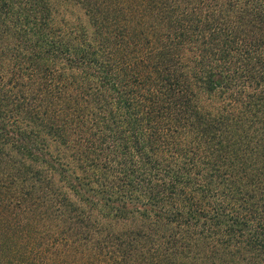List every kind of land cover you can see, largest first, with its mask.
<instances>
[{
  "label": "trees",
  "instance_id": "trees-1",
  "mask_svg": "<svg viewBox=\"0 0 264 264\" xmlns=\"http://www.w3.org/2000/svg\"><path fill=\"white\" fill-rule=\"evenodd\" d=\"M0 264H264V0H0Z\"/></svg>",
  "mask_w": 264,
  "mask_h": 264
},
{
  "label": "rangeland",
  "instance_id": "rangeland-1",
  "mask_svg": "<svg viewBox=\"0 0 264 264\" xmlns=\"http://www.w3.org/2000/svg\"><path fill=\"white\" fill-rule=\"evenodd\" d=\"M64 16H66L67 18H79L80 20L85 21V17L82 14V10L79 9L77 6H72L71 4L67 5V9L65 11Z\"/></svg>",
  "mask_w": 264,
  "mask_h": 264
}]
</instances>
